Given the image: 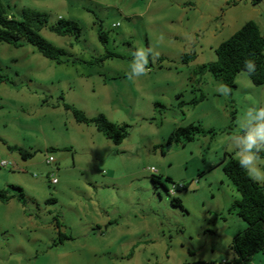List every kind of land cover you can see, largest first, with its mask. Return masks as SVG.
Listing matches in <instances>:
<instances>
[{"label":"rangeland","instance_id":"374dc122","mask_svg":"<svg viewBox=\"0 0 264 264\" xmlns=\"http://www.w3.org/2000/svg\"><path fill=\"white\" fill-rule=\"evenodd\" d=\"M2 1L16 18L23 9L45 14L40 34L65 50L62 59L68 62L48 60L25 42L20 48L0 43V162L11 164L0 168V189L8 186L9 173L8 184L19 186L26 201L22 212L0 204V264H234L225 231L239 219L234 202L240 196L219 163L225 152L246 146L257 134L250 123L255 113L247 110L264 108V86L240 72L236 89L225 94L221 82L196 72L215 62V48L244 20H258L264 35V1L254 6L243 0ZM60 19L75 21L80 36L52 33L49 28ZM99 30L107 43L98 40ZM107 54L118 57L97 63ZM183 54L195 58L183 63ZM145 59L147 73L136 77V65ZM201 94L200 105L180 106ZM61 102L89 118L103 114L127 125L126 138L92 162L75 143L76 129H92L106 140L92 125L77 124ZM191 125L216 135L166 144L172 131ZM14 146L32 152L37 164L16 165L25 160L9 148ZM48 156L59 170L56 163L45 164ZM249 168L264 174V156ZM46 171L55 173L58 185L49 183ZM166 171L174 183L189 187L174 195L183 200L184 211L172 207L160 184L153 187L152 177L164 181ZM255 181L264 188V179ZM35 182L41 186L29 185ZM103 206L118 215L106 228H89ZM55 219L72 240L59 243ZM254 256L264 264V251Z\"/></svg>","mask_w":264,"mask_h":264},{"label":"trees","instance_id":"16d2710c","mask_svg":"<svg viewBox=\"0 0 264 264\" xmlns=\"http://www.w3.org/2000/svg\"><path fill=\"white\" fill-rule=\"evenodd\" d=\"M249 1L255 5L263 0ZM46 24L45 14L35 10L23 9L19 18L10 15L8 6L0 0V43L20 48L25 42L48 60L57 64L68 62V60L62 59V57L66 56L65 50L52 45L41 36L40 32L46 27ZM49 30L61 37L72 36L78 38L81 34L79 25L72 20L60 19ZM107 39V34L99 30L98 40L105 44ZM214 52L216 55L215 62L201 65L197 69V75L209 74L213 79L227 85L230 89L229 94H231L236 89V76L240 72L247 71V69H244V61L253 59L255 60L256 71L249 79L255 86L264 85V35L254 21L244 23L232 36L219 44ZM136 56L139 57V55ZM112 57L118 56L107 54L96 61L98 63ZM194 58L195 54H183L181 60L183 63H188ZM137 61H139L138 58ZM204 99L205 96L201 94L200 97H196L188 103H182L180 106L195 107ZM59 105L71 113L76 123L92 125L105 139L115 146L121 145L128 134L127 125L111 122L103 114L89 118L82 111L69 104L61 102ZM156 106L159 107V104L156 103ZM215 135L216 133L212 129L205 130L200 126L191 125L172 131L166 140V144H185L193 142L197 137ZM9 148L16 150L22 159H28L33 156V153L22 148ZM62 150H67V148ZM161 152L164 154L163 147H161ZM259 155L260 157L264 156L262 153ZM221 169L240 196V199L235 204L236 215L246 224V229L235 234L230 245V249L235 254L234 264H250L255 254L264 251V188L252 179L248 171L240 166V161L234 158L231 153H225L221 162ZM152 182L154 188H157V185L160 184L167 194L168 189L165 183L169 185L174 183L168 178L163 181L155 177H152ZM186 189L187 185H184L176 193ZM168 196L175 208H183L179 198L169 194ZM12 199L22 205L26 203L23 190L20 187L10 186L7 189H0V203L7 204ZM58 238L59 243L72 239V237L66 236L61 232L58 233ZM223 264H226L225 261Z\"/></svg>","mask_w":264,"mask_h":264},{"label":"crops","instance_id":"0c3cea01","mask_svg":"<svg viewBox=\"0 0 264 264\" xmlns=\"http://www.w3.org/2000/svg\"><path fill=\"white\" fill-rule=\"evenodd\" d=\"M239 1V0H238ZM245 3H247V4H249V0H243ZM264 1V0H263ZM251 5H253L252 3H251ZM254 6V5H253ZM259 10V9H258ZM263 20H264V18H263ZM248 21V20H247ZM247 21H245L244 20V22H242L241 24H238L239 26H237L238 28L236 29V30H233V32H232V34H231V36L241 27V25H243V23H245V22H247ZM258 20H254V22L257 24V26L259 27V29H260V25H259V23L257 22ZM232 24L234 25V22L231 20V23H230V26H232ZM227 25V24H226ZM222 26H225L224 25V23L222 24ZM261 31V30H260ZM264 86V85H263ZM203 101H205V99L203 100ZM202 101V102H203ZM201 103V102H200ZM200 103L199 104H197L196 106H198V105H200ZM195 106V107H196ZM75 121V120H74ZM78 124V123H77ZM81 125H84V124H81ZM77 128V127H76ZM94 128V127H93ZM94 130L97 132V133H99L95 128H94ZM76 131H77V138H75L76 139V144H77V146H82V147H84L83 149L89 154V157L92 159V162L93 161H97V160H99V157H98V159H97V154L98 155H101V153H103V150L104 149H106V150H113V148H112V146H111V142L109 141V140H107V139H105L103 136V138L106 140V141H102V140H100L99 139V137H97V135L94 133V131H92V129H90L89 131H84L83 129H79V128H77L76 129ZM81 143H84V144H81ZM113 145V144H112ZM113 146H115V145H113ZM120 146V145H119ZM15 147V146H14ZM74 147V146H73ZM20 148V147H19ZM244 148H245V145H239V146H237V147H235V148H233V150L232 151H230V152H225V153H231V154H233V156H234V158H236L237 160H241V158L239 157V154H241V153H243V152H245L244 151ZM62 149H64V148H62ZM29 150L30 151H33V148H29ZM29 152V151H28ZM30 153H32V152H30ZM225 153H224V156H225ZM20 155V154H19ZM12 156V155H11ZM13 158H15V157H13ZM23 160H25L24 162H22V163H20V162H18V161H16V165H21V167H28V166H34V165H36L37 163L35 162V160L31 157V158H28V159H23ZM3 161H5V160H3ZM28 161L29 162H31V163H28ZM221 162H222V160H221ZM221 162L219 163V166H221ZM55 163H56V170H59V163L55 160ZM10 164V163H9ZM46 164V163H45ZM11 165V164H10ZM50 167V166H49ZM1 168V167H0ZM51 168V167H50ZM50 168H49V170H50ZM4 169V168H3ZM50 171H46L45 173H47L46 174V176H47V178H48V173H49ZM249 173V172H248ZM6 174H8L9 175V173H6ZM8 175H5L4 176V179L6 180V188L5 189H7V188H9L10 187V185L8 184V182L7 181H9V182H11L12 181V179L10 178V177H8ZM171 176H170V174L168 173V171H166V178H168V179H170V180H172L171 178H170ZM165 178V179H166ZM20 182H22V181H25V179H20L19 180ZM48 181H49V178H48ZM173 181V180H172ZM221 182L222 183H224V180L223 179H221ZM49 183H50V181H49ZM51 184V183H50ZM59 184V181L57 182V184L56 185H58ZM96 184H97V182H96ZM21 185V184H20ZM29 185L31 186V187H36L37 185H39V186H41V184H39V183H29ZM52 185V184H51ZM54 186V185H53ZM19 187V186H18ZM187 189H189V187L187 186ZM186 189V190H187ZM234 197V199H237V196H233ZM77 198H78V196H77ZM78 202V205H80L81 206V204H80V202H79V200H77ZM183 201V200H182ZM182 201H181V203H182ZM238 200H236L234 203L236 204V202H237ZM56 201L54 200H52V203H55ZM0 204H2V205H4V206H6V210H8V208H13V209H15V210H17V208L18 207H20V210H21V212L24 210V207H25V205H26V203L24 204V205H22V204H20L19 202H17V201H15L14 199H12V200H10L7 204H3V203H0ZM172 205V204H171ZM172 207L173 208H175L173 205H172ZM107 208H105V206H103V208H101V209H99L101 212H98L97 213V217H94L93 219H91V220H89V222H88V227L90 228V227H96V229H100V226L101 225H104V227L106 228L107 226H109L110 224H112V217L114 216V218H115V216L116 215H118V212L117 211H114V212H111V213H109L107 210H106ZM11 211H12V209H10ZM103 210V211H102ZM182 211H184V208H182L181 209ZM27 218H31V216H28ZM55 221V225H56V230H57V236H58V233L60 232V228H62V225L59 223V221L57 220V219H55L54 220ZM61 223L62 224H64L65 223V218H63V221H61ZM232 223H233V227L231 228V229H229L227 232L225 231V234H226V236H227V238H228V243H232V239H233V237L235 236V234H237V233H239V232H242V231H244L245 229H246V224H245V222L244 221H242L240 218L239 219H232ZM63 234V233H62ZM65 235V234H64ZM72 237V239L74 238L73 236H71ZM59 239V238H58ZM72 239H69V240H72ZM63 243V242H62ZM215 252V250H212L211 251V253L213 254ZM221 254V253H220ZM253 262H257V263H260V264H262V261H263V259L261 258V257H256V256H254L253 257ZM200 261H202V260H200ZM223 261V260H222Z\"/></svg>","mask_w":264,"mask_h":264},{"label":"clouds","instance_id":"9594fccd","mask_svg":"<svg viewBox=\"0 0 264 264\" xmlns=\"http://www.w3.org/2000/svg\"><path fill=\"white\" fill-rule=\"evenodd\" d=\"M151 49V48H148ZM142 49H138L137 51H141ZM148 63V59H145L142 63L136 65V77H139L141 75H146L147 68L146 65ZM244 69H247V71H244L242 75L248 76L249 78L255 74L256 71V64L255 60L253 59H247L244 61ZM132 76H129V79H131ZM220 90L227 94L230 92V89L227 87V85L222 84ZM255 113V116L253 117V120L250 121L252 125H255L257 128V134L253 136L249 143L245 146L244 151L247 153V156L242 158L240 160V166L242 168H245L246 171L249 172V175L252 177V179H264V174H259V169H251L249 168L250 164H253L255 161H258L261 159L260 153L264 152V133H261V129H264V108L261 109H255V108H249L247 110V113ZM246 113V114H247Z\"/></svg>","mask_w":264,"mask_h":264},{"label":"built area","instance_id":"2783aa9c","mask_svg":"<svg viewBox=\"0 0 264 264\" xmlns=\"http://www.w3.org/2000/svg\"><path fill=\"white\" fill-rule=\"evenodd\" d=\"M118 25H115L114 27H117ZM46 165H53L55 163V159L54 157L52 156H48L46 157V161H45ZM10 164L6 161H1L0 162V167L1 168H6L8 167ZM149 172L152 174V175H156L157 172L156 170H154L153 168H150L149 169ZM48 178H49V181L52 185H56L57 184V179L55 177V173L53 171L49 172L48 173ZM184 187V185L182 183H173L170 185L169 189H168V194L170 196H174L176 191L177 190H181L182 188ZM224 263V261H223Z\"/></svg>","mask_w":264,"mask_h":264}]
</instances>
